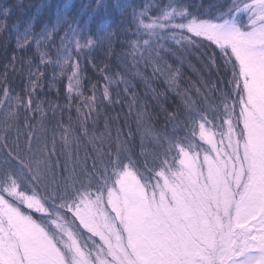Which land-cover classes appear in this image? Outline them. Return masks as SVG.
<instances>
[{
  "label": "trees",
  "instance_id": "obj_1",
  "mask_svg": "<svg viewBox=\"0 0 264 264\" xmlns=\"http://www.w3.org/2000/svg\"><path fill=\"white\" fill-rule=\"evenodd\" d=\"M225 7V0H106L96 10L94 0H0V192L12 200L6 176L27 174L47 213L23 210L44 226L67 219L82 231L69 209L77 193L104 194L122 168L152 185L159 169L174 167L177 144L198 143V122L219 131L230 120L243 135L239 62L230 48L184 27L229 20L216 18ZM235 21L248 28L246 16ZM113 29L110 42L89 36ZM161 44L170 51L158 57ZM41 148L53 169L37 173L43 183L33 168Z\"/></svg>",
  "mask_w": 264,
  "mask_h": 264
},
{
  "label": "rangeland",
  "instance_id": "obj_2",
  "mask_svg": "<svg viewBox=\"0 0 264 264\" xmlns=\"http://www.w3.org/2000/svg\"><path fill=\"white\" fill-rule=\"evenodd\" d=\"M236 22L184 27L230 48L239 62L244 134L230 120L219 131L198 122V143L177 144L174 167L159 169L152 185L122 168L104 194L77 193L69 209L82 231L67 219L38 223L22 208L47 213L28 191L33 180L6 176L13 199L0 192V264H241L249 257L264 264L255 239L264 237V30ZM38 152L33 168L43 183L37 173L53 169Z\"/></svg>",
  "mask_w": 264,
  "mask_h": 264
},
{
  "label": "snow or ice",
  "instance_id": "obj_3",
  "mask_svg": "<svg viewBox=\"0 0 264 264\" xmlns=\"http://www.w3.org/2000/svg\"><path fill=\"white\" fill-rule=\"evenodd\" d=\"M94 3L96 10H99L101 6H104L106 8V0H94ZM225 5L226 7L223 9V11L217 13V17H216L217 19L231 18V21H228L226 19L225 22L234 23L239 16H246L247 23L249 25L259 24V28L261 30H264V0H225ZM10 14H11L10 8H6L3 10V15L7 16ZM185 15H188L186 10H185ZM68 19L69 17L65 15L63 21H67ZM89 19L91 20V17ZM61 22H58L52 31L58 30ZM4 23L6 24V20L4 21ZM89 36L97 43L102 44L106 41L110 42V38L115 36V30L113 29L111 32L107 33L106 35H102L99 37L93 36L91 31L89 30ZM130 43L132 44L133 48H139V41L134 40L131 41ZM148 43H149L148 40L144 41V44H148ZM160 49H163L164 52L170 51V49H168L164 45L162 44L158 45L156 49V55L158 57L161 56ZM262 223H264V221H262ZM255 239L258 240L257 247L260 249L262 254L261 257H259V259H264V237H259ZM237 255H239V253ZM223 259L224 257L221 258V260ZM227 259H232V256L228 255ZM253 259L254 258L249 257L247 260L242 261L241 264H251V261Z\"/></svg>",
  "mask_w": 264,
  "mask_h": 264
}]
</instances>
